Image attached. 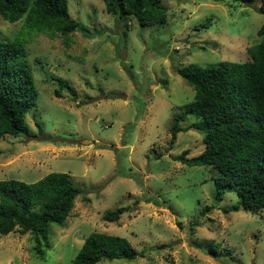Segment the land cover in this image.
<instances>
[{
  "label": "rangeland",
  "instance_id": "obj_1",
  "mask_svg": "<svg viewBox=\"0 0 264 264\" xmlns=\"http://www.w3.org/2000/svg\"><path fill=\"white\" fill-rule=\"evenodd\" d=\"M166 3L165 22L132 18L125 27L103 0H68L79 25L67 38L20 30L24 16H0V37L23 43L38 90L24 117L35 135L0 137V179L65 171L81 189L65 220L50 222L42 254L30 231L0 233V264H70L93 230L125 236L141 252L97 264H264V211L229 209L238 198L233 189L216 198L217 168L176 157L204 147L189 126L195 116L180 120L188 128L169 142L174 116L195 92L178 68L247 60V46L264 38V12L258 0ZM54 75L74 94L64 88L56 96ZM117 206L125 210L116 221L102 218ZM213 243L216 255L208 252Z\"/></svg>",
  "mask_w": 264,
  "mask_h": 264
},
{
  "label": "trees",
  "instance_id": "obj_2",
  "mask_svg": "<svg viewBox=\"0 0 264 264\" xmlns=\"http://www.w3.org/2000/svg\"><path fill=\"white\" fill-rule=\"evenodd\" d=\"M107 12L128 26L135 19L141 26L167 20L166 0H103ZM250 2L252 0H237ZM264 12V0H258ZM0 16L9 21L23 17L21 29L28 27L53 36L68 37L79 22L68 11V0H0ZM210 18L201 23L209 24ZM19 30V31H20ZM264 35V20L257 29ZM244 61L220 60L201 65L184 64L178 73L193 86V98L180 105L170 126V144L187 115L195 116L190 127L199 130L204 147L188 156V149L176 157L186 164H211L218 169L214 176L216 198L233 189L237 202L229 209L264 211V38L247 46ZM23 43L16 38L0 37V137L5 133L34 136L25 122L26 112L36 104L38 90ZM61 89H74L66 78L54 75ZM39 130L42 123L36 121ZM81 189L70 173L50 171L34 181L17 178L0 179V233L17 227L30 231L34 249L43 253L50 246V222L62 223L73 207ZM125 210L122 206L106 210L102 218L116 221ZM169 243H161L165 247ZM213 243L208 252L216 255ZM139 252L125 236L93 230L83 240L70 264H97L101 259H133Z\"/></svg>",
  "mask_w": 264,
  "mask_h": 264
},
{
  "label": "water",
  "instance_id": "obj_3",
  "mask_svg": "<svg viewBox=\"0 0 264 264\" xmlns=\"http://www.w3.org/2000/svg\"><path fill=\"white\" fill-rule=\"evenodd\" d=\"M177 69V67H175Z\"/></svg>",
  "mask_w": 264,
  "mask_h": 264
}]
</instances>
